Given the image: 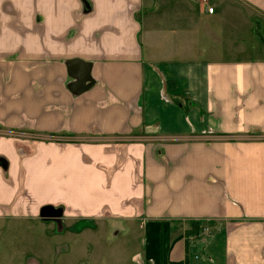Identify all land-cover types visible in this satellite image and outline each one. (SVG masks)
<instances>
[{"label":"crops","instance_id":"obj_1","mask_svg":"<svg viewBox=\"0 0 264 264\" xmlns=\"http://www.w3.org/2000/svg\"><path fill=\"white\" fill-rule=\"evenodd\" d=\"M42 207L264 264V0H0V219Z\"/></svg>","mask_w":264,"mask_h":264},{"label":"rangeland","instance_id":"obj_2","mask_svg":"<svg viewBox=\"0 0 264 264\" xmlns=\"http://www.w3.org/2000/svg\"><path fill=\"white\" fill-rule=\"evenodd\" d=\"M109 230L98 224L93 227L91 222L40 215L2 218L0 264H140L133 260L138 250L137 232L115 238Z\"/></svg>","mask_w":264,"mask_h":264},{"label":"trees","instance_id":"obj_3","mask_svg":"<svg viewBox=\"0 0 264 264\" xmlns=\"http://www.w3.org/2000/svg\"><path fill=\"white\" fill-rule=\"evenodd\" d=\"M166 85H167V88H172L174 87V84H172L171 82H166ZM201 225L198 223V222H191L190 223V229L189 231H187V234H186V238L188 240L189 237L191 236H196V234L198 235L199 231L202 229L200 227Z\"/></svg>","mask_w":264,"mask_h":264},{"label":"water","instance_id":"obj_4","mask_svg":"<svg viewBox=\"0 0 264 264\" xmlns=\"http://www.w3.org/2000/svg\"><path fill=\"white\" fill-rule=\"evenodd\" d=\"M88 87H89V85H87L86 88H88ZM40 216L42 218H50V219L52 218V219H54V218L59 216V213L56 210L52 209V208L44 207L40 211Z\"/></svg>","mask_w":264,"mask_h":264},{"label":"built area","instance_id":"obj_5","mask_svg":"<svg viewBox=\"0 0 264 264\" xmlns=\"http://www.w3.org/2000/svg\"><path fill=\"white\" fill-rule=\"evenodd\" d=\"M198 2H200V3H206V0H197ZM207 12L208 13H212L213 12V9L212 8H208L207 9Z\"/></svg>","mask_w":264,"mask_h":264}]
</instances>
